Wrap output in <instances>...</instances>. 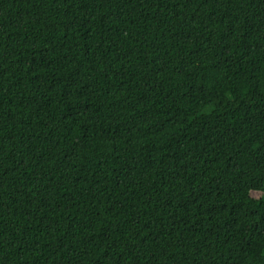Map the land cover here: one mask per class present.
<instances>
[{"label": "trees", "instance_id": "obj_1", "mask_svg": "<svg viewBox=\"0 0 264 264\" xmlns=\"http://www.w3.org/2000/svg\"><path fill=\"white\" fill-rule=\"evenodd\" d=\"M0 264H264V0H0Z\"/></svg>", "mask_w": 264, "mask_h": 264}]
</instances>
